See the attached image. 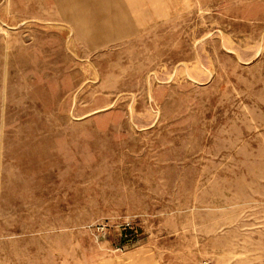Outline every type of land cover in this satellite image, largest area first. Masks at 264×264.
Listing matches in <instances>:
<instances>
[{
  "label": "rangeland",
  "instance_id": "rangeland-1",
  "mask_svg": "<svg viewBox=\"0 0 264 264\" xmlns=\"http://www.w3.org/2000/svg\"><path fill=\"white\" fill-rule=\"evenodd\" d=\"M104 1L0 0V264H264V0Z\"/></svg>",
  "mask_w": 264,
  "mask_h": 264
},
{
  "label": "crops",
  "instance_id": "crops-1",
  "mask_svg": "<svg viewBox=\"0 0 264 264\" xmlns=\"http://www.w3.org/2000/svg\"><path fill=\"white\" fill-rule=\"evenodd\" d=\"M89 2V1H88ZM109 1L105 0L104 2H100L101 5L108 3ZM123 4V0H117L111 3V11L116 13L117 17L122 14H118L116 7L118 10V5ZM122 11V10H121ZM107 15V13H104ZM84 19H87L83 17ZM104 264H160V259L158 258L157 254L153 252L151 249L147 247H137L136 249H129V251H123L115 254L114 256L110 257Z\"/></svg>",
  "mask_w": 264,
  "mask_h": 264
},
{
  "label": "built area",
  "instance_id": "built-area-1",
  "mask_svg": "<svg viewBox=\"0 0 264 264\" xmlns=\"http://www.w3.org/2000/svg\"><path fill=\"white\" fill-rule=\"evenodd\" d=\"M123 230H124L123 237L125 238L127 245L134 246L139 242L137 233H136L132 223H130V222L126 223L123 226ZM123 248H119V249L122 250Z\"/></svg>",
  "mask_w": 264,
  "mask_h": 264
}]
</instances>
